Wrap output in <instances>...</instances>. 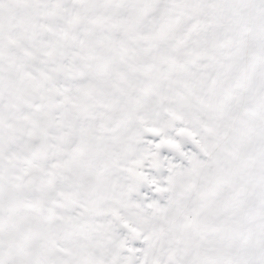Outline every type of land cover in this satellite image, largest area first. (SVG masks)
<instances>
[{"label":"snow or ice","instance_id":"6c2138e0","mask_svg":"<svg viewBox=\"0 0 264 264\" xmlns=\"http://www.w3.org/2000/svg\"><path fill=\"white\" fill-rule=\"evenodd\" d=\"M0 264H264V0H0Z\"/></svg>","mask_w":264,"mask_h":264}]
</instances>
